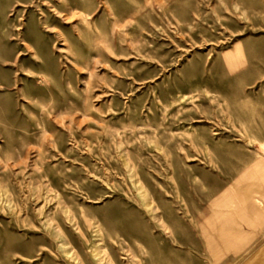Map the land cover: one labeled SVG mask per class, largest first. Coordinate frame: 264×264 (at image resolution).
<instances>
[{
  "label": "rangeland",
  "instance_id": "rangeland-1",
  "mask_svg": "<svg viewBox=\"0 0 264 264\" xmlns=\"http://www.w3.org/2000/svg\"><path fill=\"white\" fill-rule=\"evenodd\" d=\"M259 142L264 0H0V264H260Z\"/></svg>",
  "mask_w": 264,
  "mask_h": 264
},
{
  "label": "bare ground",
  "instance_id": "bare-ground-1",
  "mask_svg": "<svg viewBox=\"0 0 264 264\" xmlns=\"http://www.w3.org/2000/svg\"><path fill=\"white\" fill-rule=\"evenodd\" d=\"M248 139L251 138L248 137ZM263 144H264L263 142H259L258 146L260 148H263ZM263 169H264V160L259 156L258 158L253 160L250 164H248V166L244 169L241 177L236 179V184H237L236 188H233V190L231 189L229 190V192L231 193L232 191L237 189V197L239 202L238 208L240 210H243L244 218L245 220L247 219L249 222H251L250 216H254L255 218H259V219L264 217V191L262 190V184H261V181L264 178L262 173ZM223 227L224 225L222 224L219 231L221 238L223 233L225 232L223 230L224 229ZM239 234L241 239L246 238L245 235L242 234L241 232ZM262 248H263L262 252L258 254V258L256 259L260 264H264V246ZM96 249L97 248H94L92 252L97 251Z\"/></svg>",
  "mask_w": 264,
  "mask_h": 264
}]
</instances>
